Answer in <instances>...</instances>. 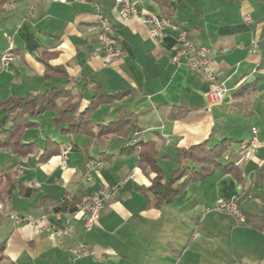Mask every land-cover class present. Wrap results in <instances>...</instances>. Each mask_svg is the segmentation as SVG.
Instances as JSON below:
<instances>
[{"label": "crops", "instance_id": "1", "mask_svg": "<svg viewBox=\"0 0 264 264\" xmlns=\"http://www.w3.org/2000/svg\"><path fill=\"white\" fill-rule=\"evenodd\" d=\"M130 1L140 15L165 18L164 0ZM167 6L180 30L158 39L140 19L119 18L115 0H10L0 12V56L10 37L16 55L8 67L0 66V103L64 87L85 107L99 91L92 123L106 124L126 111L137 125L99 140L86 132H64L67 126H55V112L46 111L31 119L35 126L22 138L37 146L35 152L20 156L0 150V171L16 173L11 198L0 201V242L6 244L0 264H264V145L246 156L253 128L264 143V3L168 0ZM98 13L123 51L110 64L95 54ZM181 31L208 48L228 89L219 105L209 107L206 94L213 85L201 73L173 64ZM250 82L249 100L237 99L235 94ZM121 92L119 99L110 97ZM5 118L0 108V123ZM223 140L230 150L222 163L234 153L248 191L232 174L216 171L159 207L145 192L154 174L141 169L136 153H121L129 145L153 142L155 162L170 180L179 148ZM46 151L50 157L41 159ZM92 159L103 162L104 169L88 182L86 164ZM121 182L116 200L94 229L85 230V216L79 213L71 217L73 231L56 236L53 227L70 217L55 213L57 204L65 199L79 203ZM219 198L237 199L247 218L216 212ZM17 217L45 220L17 224ZM83 245L95 255L75 259L71 249Z\"/></svg>", "mask_w": 264, "mask_h": 264}, {"label": "trees", "instance_id": "2", "mask_svg": "<svg viewBox=\"0 0 264 264\" xmlns=\"http://www.w3.org/2000/svg\"><path fill=\"white\" fill-rule=\"evenodd\" d=\"M264 3V0H259ZM10 0H0V12H3ZM168 0L160 2V6L164 12L165 18L170 19L178 25L172 17L170 9H168ZM187 33V32H186ZM188 38L191 40L187 33ZM48 70H53L48 65ZM58 72L64 73L62 69H56ZM69 83V82H68ZM253 82L246 84L240 91L235 94L237 99L242 101L249 100L253 92ZM100 90V89H98ZM125 92L114 93L110 97L119 99ZM97 97L101 96V92L97 91ZM86 104L81 107V102H77L73 93L64 87L52 89L38 95H30L28 97L13 96L0 103V108L6 112V118L0 123V150H10L13 154L27 156L35 152L38 148L34 143H25L23 141L24 133L27 129L34 127L35 124L31 119L45 113L46 111H54V125L67 126L64 132L89 133L94 137L102 140L110 134H123L124 130H128L131 126L136 128L137 125L132 122L131 114L126 111H119L118 115L112 121L106 124H94L91 122L93 111L99 105V100ZM64 99L62 105L58 101ZM230 150L228 140L219 141L215 145L208 142L193 145L188 148H179V164L177 170L173 173L170 180H166L164 174L157 166L155 160L157 152L153 142H141L137 145H129L122 149V154H137L141 169H150L154 174L151 185L145 189V192L153 196L154 204L159 207L162 204H169L192 182L205 179L216 171L232 174L238 181L244 184V192L248 191L244 177L240 169L236 165V157L234 153H230L227 157L229 161L222 163L226 153ZM45 154L42 158H49L50 155ZM16 173L10 170L0 171V201H8L15 188ZM26 196L29 192L24 193ZM78 203L74 199H65L62 203L57 204L54 208L55 213H66ZM241 210L246 214L241 206ZM6 244L0 242V262L5 258Z\"/></svg>", "mask_w": 264, "mask_h": 264}, {"label": "built area", "instance_id": "3", "mask_svg": "<svg viewBox=\"0 0 264 264\" xmlns=\"http://www.w3.org/2000/svg\"><path fill=\"white\" fill-rule=\"evenodd\" d=\"M115 4L119 18H138L147 24L150 28V36L152 39H158L164 37L169 32H177L180 30V27L170 19L158 18L154 15H140L130 0H115ZM97 18L99 45L95 48V54H103L104 62L110 64L114 60L120 58L123 51L118 45V40L110 35L111 28L104 15L98 13ZM245 20L249 21L250 18L246 17ZM8 43V48L0 56V66L2 68L8 67L15 60L16 56L13 39L11 37L8 38ZM172 62L174 65H185L191 70L201 73L203 80L213 85V88L206 94L209 107L219 105L228 94V89L225 84L219 80V75L213 66V59L208 48L192 42L185 31H181L176 38V51L172 57ZM252 131L254 136L251 140L250 149L246 154L247 157H251L256 146L264 145V143H259L257 140V129L253 128ZM102 169H104L103 162L93 159L89 160L86 164V180L91 182L93 180V175ZM122 185L123 182L114 187L100 188L77 203L74 208L66 212L70 217L66 220L65 224L60 227H53L56 236L62 238L69 235L74 229L71 223V217L79 213L85 216V230L91 231L94 229L106 206L116 200ZM214 210L239 221L244 219L241 204L234 198L217 199ZM44 220V217L40 219L34 217H17L16 223L40 225ZM196 236L199 235L196 234ZM70 253L75 259L95 255L94 251L86 245L75 247L71 249Z\"/></svg>", "mask_w": 264, "mask_h": 264}, {"label": "rangeland", "instance_id": "4", "mask_svg": "<svg viewBox=\"0 0 264 264\" xmlns=\"http://www.w3.org/2000/svg\"><path fill=\"white\" fill-rule=\"evenodd\" d=\"M8 46H9V45H8ZM7 48H8V47H7ZM15 58H16V56H15ZM14 61H15V60H14ZM14 61H13V62H14ZM13 62H12V63H13Z\"/></svg>", "mask_w": 264, "mask_h": 264}]
</instances>
